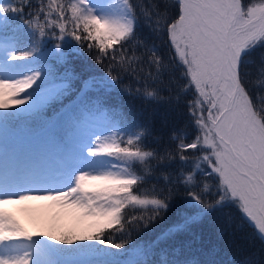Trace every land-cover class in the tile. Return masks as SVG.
Listing matches in <instances>:
<instances>
[{"label": "snow or ice", "instance_id": "snow-or-ice-1", "mask_svg": "<svg viewBox=\"0 0 264 264\" xmlns=\"http://www.w3.org/2000/svg\"><path fill=\"white\" fill-rule=\"evenodd\" d=\"M113 93L188 123L152 146ZM41 200L71 224L8 210ZM231 206L264 242V0H0V264H220L175 241Z\"/></svg>", "mask_w": 264, "mask_h": 264}, {"label": "trees", "instance_id": "trees-1", "mask_svg": "<svg viewBox=\"0 0 264 264\" xmlns=\"http://www.w3.org/2000/svg\"><path fill=\"white\" fill-rule=\"evenodd\" d=\"M157 44L164 47L163 54L170 59L171 54L166 46H163L160 41H157ZM95 67L98 74L104 72L101 66L96 65ZM125 83L127 84L128 81L126 80ZM112 100L113 103L119 104L124 110L134 114L137 119L152 126L153 136L148 140L152 146H154L153 141L156 136L163 135L167 138L173 126L184 127L188 123L183 106L172 108L163 102L146 104L141 99L127 93H113ZM183 199V194L178 195L172 209L163 220L158 221L148 230L133 232L131 239L133 241L154 239L160 231L174 222ZM175 242L186 246L191 245L192 251L202 250L204 253H211L216 260L220 261V264H242L250 253L255 252L260 255L264 252V242L259 239L253 227L234 206L220 208L212 215L204 217L194 227L192 233L182 235Z\"/></svg>", "mask_w": 264, "mask_h": 264}, {"label": "rangeland", "instance_id": "rangeland-1", "mask_svg": "<svg viewBox=\"0 0 264 264\" xmlns=\"http://www.w3.org/2000/svg\"><path fill=\"white\" fill-rule=\"evenodd\" d=\"M42 201L13 204L8 206V210L29 231L36 230L38 226L40 228H46L51 224L59 222L71 224V218L65 215L62 210L53 208L51 202L46 203L43 201L42 203ZM57 213H60L59 219H57Z\"/></svg>", "mask_w": 264, "mask_h": 264}, {"label": "bare ground", "instance_id": "bare-ground-1", "mask_svg": "<svg viewBox=\"0 0 264 264\" xmlns=\"http://www.w3.org/2000/svg\"><path fill=\"white\" fill-rule=\"evenodd\" d=\"M43 201H44V200H43ZM43 201H42V203H43ZM40 202H41V201H40ZM45 202H46V203H49V201H45ZM46 203H45V204H46ZM56 210H59V209L57 208Z\"/></svg>", "mask_w": 264, "mask_h": 264}]
</instances>
